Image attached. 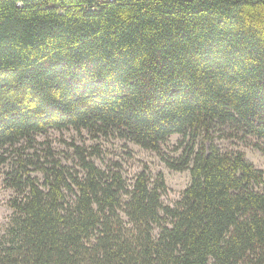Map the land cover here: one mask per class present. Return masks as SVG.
Instances as JSON below:
<instances>
[{"label":"trees","instance_id":"trees-1","mask_svg":"<svg viewBox=\"0 0 264 264\" xmlns=\"http://www.w3.org/2000/svg\"><path fill=\"white\" fill-rule=\"evenodd\" d=\"M226 125L264 140V0H0V148L71 127L190 173L168 205L146 166L21 164L0 264H264V171ZM172 134L202 140L170 161Z\"/></svg>","mask_w":264,"mask_h":264},{"label":"rangeland","instance_id":"rangeland-1","mask_svg":"<svg viewBox=\"0 0 264 264\" xmlns=\"http://www.w3.org/2000/svg\"><path fill=\"white\" fill-rule=\"evenodd\" d=\"M216 144L223 150H240L255 167L264 171V154L256 144L264 148V140L244 135L230 125L214 127L210 132ZM201 135L182 136L172 134L161 146V155L170 161H177L182 152L197 148ZM92 160L97 166L109 170L118 169L128 183L134 175L146 166L151 174H161L165 181V191L161 195L164 204L173 205L183 189L190 182L189 170L170 169L156 152L115 136L92 134L85 129L77 131L71 127L35 134L31 143L22 141L12 147L0 148V231L8 223L11 215L9 200L16 195L6 180L15 174L19 165L25 164L28 172L41 183L43 175L38 166H49L54 160L82 173L81 158ZM35 163V165L31 164Z\"/></svg>","mask_w":264,"mask_h":264}]
</instances>
